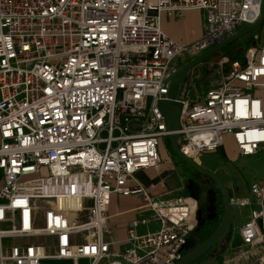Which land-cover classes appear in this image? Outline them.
<instances>
[{"label":"built area","instance_id":"built-area-1","mask_svg":"<svg viewBox=\"0 0 264 264\" xmlns=\"http://www.w3.org/2000/svg\"><path fill=\"white\" fill-rule=\"evenodd\" d=\"M263 1L0 0V264L182 261L196 200L139 178L159 169L170 135L159 103L179 60L256 24ZM190 10L202 13L203 35L182 44L161 20ZM251 35L242 61L197 101L191 73L182 87L179 146L193 160L230 140L239 156L264 151V21ZM249 189L257 208L230 263L264 264V182ZM115 197L140 203L123 240Z\"/></svg>","mask_w":264,"mask_h":264},{"label":"rangeland","instance_id":"rangeland-1","mask_svg":"<svg viewBox=\"0 0 264 264\" xmlns=\"http://www.w3.org/2000/svg\"><path fill=\"white\" fill-rule=\"evenodd\" d=\"M246 45L245 41H240L237 48L242 50ZM188 59L189 58H186V60ZM186 60H179L178 66L187 63ZM208 64L213 66L211 70L208 69ZM227 65V59L219 53L194 69L191 72L194 78V84L190 94V102L197 101L198 97L201 96L210 85L219 82L222 74L225 73ZM169 144L168 139L163 140L159 169L157 171L152 170L148 173V178L153 182L150 185H144L148 188L158 185L159 187L156 191H161L162 193L172 192L170 198H177L180 196L189 197L191 195L194 197L197 196L198 190L192 191L187 182L192 173V169L185 166L186 163L177 157ZM198 160L199 164L214 171L218 175L225 186L231 190L232 195L234 194L235 188H239L240 191L249 195L248 187L250 184L264 178V151L252 157L239 156L237 148L231 140L227 141L225 147L220 150L211 153H203ZM43 174H46V171H44ZM240 222L241 221H238L236 224L239 225ZM233 224L235 225L234 216H232V225ZM158 229V225H152L148 227V229L144 228L140 231L145 233L148 230L156 231ZM233 239L235 240V244L239 243V237L237 235H234ZM185 254H187V252ZM204 256L200 259H203ZM53 264L65 263L56 262Z\"/></svg>","mask_w":264,"mask_h":264},{"label":"water","instance_id":"water-1","mask_svg":"<svg viewBox=\"0 0 264 264\" xmlns=\"http://www.w3.org/2000/svg\"><path fill=\"white\" fill-rule=\"evenodd\" d=\"M263 21L264 1L261 18L256 24L242 28L224 42L217 44L202 55L190 60L189 62L179 67L168 80L169 91L166 97L167 99L159 103V108L163 113L167 130L170 132V135L167 139L170 143L171 149L179 159L186 163L188 167L199 174L207 176L215 183L222 196L223 202V211L220 215L221 219L217 221L219 222V225L215 232L198 247H193L194 249H187V254H185L184 259L177 264H192L196 262L202 256L206 255L210 250H212L215 246H217L221 241H223L229 234H231L233 209L231 202L232 193H230L231 190L225 186L218 175L214 171L203 167L196 160H193L190 157L186 156L181 151L179 146V130L183 106L176 100L181 94L183 85L186 83L190 73L194 69L221 53L228 46L239 42L253 32L258 31L262 26Z\"/></svg>","mask_w":264,"mask_h":264},{"label":"crops","instance_id":"crops-1","mask_svg":"<svg viewBox=\"0 0 264 264\" xmlns=\"http://www.w3.org/2000/svg\"><path fill=\"white\" fill-rule=\"evenodd\" d=\"M203 24L202 13L197 10L186 11L182 18L163 17L161 20L162 30L169 37L182 44L192 43L199 39L203 35ZM251 37L252 35L250 34L240 41H245L248 44ZM262 97L264 99V95ZM259 182H264V178L259 179ZM1 183L2 175L0 173V185ZM249 188L250 186L248 187L249 195L240 191L239 188H235L234 194L232 195V199L234 200L232 209L235 225H232L231 234L215 246L210 254L203 259H198L194 264H236L230 263V259L232 260L234 258L233 260H235L234 255L242 248L240 229L250 219L251 211L257 208L255 199ZM113 200V205L110 209V213L113 216L111 224L116 230L115 237L123 240L127 235L128 223L135 216L131 211L133 208L139 206L140 203L134 198L115 197ZM243 200H247L251 205L242 206L238 204V202L240 203ZM238 221H241L239 225L236 224ZM234 235L239 237V243L237 244H235V240L233 239Z\"/></svg>","mask_w":264,"mask_h":264},{"label":"flooded vegetation","instance_id":"flooded-vegetation-1","mask_svg":"<svg viewBox=\"0 0 264 264\" xmlns=\"http://www.w3.org/2000/svg\"><path fill=\"white\" fill-rule=\"evenodd\" d=\"M187 182L192 191L198 190L197 196L191 195L197 202L198 223L190 236L186 250L194 249L206 241V239L202 241L205 231L212 223L221 219L223 211L222 196L210 178L192 170Z\"/></svg>","mask_w":264,"mask_h":264},{"label":"trees","instance_id":"trees-1","mask_svg":"<svg viewBox=\"0 0 264 264\" xmlns=\"http://www.w3.org/2000/svg\"><path fill=\"white\" fill-rule=\"evenodd\" d=\"M238 43L239 42H236V43L230 45L229 47H227L225 50H223L221 52V55L224 58H226L227 59V62H228V65L225 68V72H227L229 70V66H230V64L232 62L242 61V58H241V55H240V50L237 48ZM147 175L148 174H145V173L144 174H140L139 175V178H140V180L142 181L143 184L150 185V184H152L153 181L150 180ZM218 225H219V222L212 223L211 226L208 228V230L205 231L204 236L202 238V241H204L205 239L207 240L215 232V230L217 229V226ZM212 250H210L205 256H207L208 254H210Z\"/></svg>","mask_w":264,"mask_h":264},{"label":"bare ground","instance_id":"bare-ground-1","mask_svg":"<svg viewBox=\"0 0 264 264\" xmlns=\"http://www.w3.org/2000/svg\"><path fill=\"white\" fill-rule=\"evenodd\" d=\"M199 162V160H197Z\"/></svg>","mask_w":264,"mask_h":264}]
</instances>
